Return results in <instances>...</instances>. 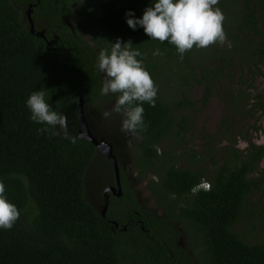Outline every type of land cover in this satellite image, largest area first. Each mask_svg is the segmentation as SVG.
<instances>
[{"label":"trees","instance_id":"obj_1","mask_svg":"<svg viewBox=\"0 0 264 264\" xmlns=\"http://www.w3.org/2000/svg\"><path fill=\"white\" fill-rule=\"evenodd\" d=\"M240 1L242 10L231 12L232 23L224 21L232 46L215 44L210 67L197 60L199 48L180 60L174 45L151 39L139 25L129 27L126 12L141 18L155 0H0V181L20 211L11 229L0 228V264H264V236L248 241L234 228L246 197L264 181V169L249 176L264 156V141L249 138V128L257 129V119L264 118V89H251L252 77L264 76V0ZM28 3H36L32 6L45 21V35L55 32L58 42L46 44L29 31L22 12ZM76 6L85 14L91 42L64 22V14ZM117 38L142 53L139 58L156 85L160 68L172 64L171 72L184 84L203 83V102L215 88L225 104L215 132H202L203 142L192 150L191 156L202 161L194 167L177 163L190 117L177 118L159 95L154 107L143 104L147 128L136 133V167L139 176L151 172L148 187L158 204L165 203L167 214L179 219L145 221L147 233L130 224L111 228L107 218L115 216V202L102 216L84 195V175L97 147L76 135H70L76 137L72 143L55 128L41 134L39 129L49 126L34 122L26 104L39 90L58 113H74L79 93L92 100L117 99L118 94L101 95L97 67L99 52L110 51ZM181 97L178 108L194 104L184 93ZM238 138L248 141L244 148L237 146ZM202 180L209 190L197 187ZM189 194L186 202H178ZM131 206L139 208L135 197ZM177 223H188L198 262L175 244Z\"/></svg>","mask_w":264,"mask_h":264},{"label":"clouds","instance_id":"obj_2","mask_svg":"<svg viewBox=\"0 0 264 264\" xmlns=\"http://www.w3.org/2000/svg\"><path fill=\"white\" fill-rule=\"evenodd\" d=\"M218 4L219 0H155L145 9L141 18H136L132 10H128L125 15L130 28L135 30L139 25L151 39L174 45L180 60H183L194 46L207 48L216 43H227L231 48L224 29L225 16ZM129 42L124 43L121 38H117L115 43H111L110 51L102 49L97 67L105 77L101 95L118 94L114 106L104 111L103 117L110 119L113 113L122 114L121 131L135 135L147 128L143 104L155 106L158 86L143 59L139 58L142 53L133 49ZM26 104L34 122L49 126L40 128L41 134L58 126L63 130L65 139L76 142V137L70 136L68 132L66 115L51 109L43 90L31 93ZM201 187L209 190L211 186L204 182ZM5 193V184L0 181V228L11 229L20 218V211Z\"/></svg>","mask_w":264,"mask_h":264},{"label":"rangeland","instance_id":"obj_3","mask_svg":"<svg viewBox=\"0 0 264 264\" xmlns=\"http://www.w3.org/2000/svg\"><path fill=\"white\" fill-rule=\"evenodd\" d=\"M218 7L223 11L225 20L228 23H232V19L230 16L231 12H235L232 15L238 13L242 10L241 1L240 0H230V3L223 2V0H219ZM258 8V7H257ZM257 15H260V11L257 9ZM71 20L74 25L79 29L81 36L85 39L88 38L87 33L84 29V20L82 16L77 13H73L71 15ZM43 24L39 23V27H42ZM259 26L262 27V23H259ZM232 27V26H231ZM216 45L219 48L224 47V45H220L219 43ZM195 47V46H194ZM216 47L215 44L207 47V48H199V54L197 57L198 61H202L203 65H207L212 67L215 64V61L211 57L212 48ZM194 54L192 56L194 57ZM194 66L197 65L194 63ZM261 70L264 73V61L260 64ZM187 69V67H186ZM174 66L172 64H167V66L162 70L160 68V72L157 75V86H158V94L163 97L170 105L171 109L175 112L174 114L178 117L181 115H188L190 117L188 131H185V139L177 146L179 155L177 158L178 165L181 166H197L201 163V160H198L191 156L193 149H198L200 144L203 142V138L201 137L202 132L214 133L217 125L224 115V100L221 98L218 90L213 88L208 100L203 102L201 100V96L204 90L203 83L194 82L193 84H184L180 78V76H174ZM199 70V68H196ZM253 86L251 89L256 91H261L264 89V76L261 74H256L252 77ZM183 93L189 97L190 99L195 100L194 104L189 106H181L177 107V101L182 98ZM104 112V111H103ZM61 114L66 115L67 123H68V132L70 135H76V131L74 130L77 125V121L74 118L75 114L66 113L61 111ZM90 115H93L92 112H88ZM110 120L105 118H98L95 120V127L100 130L101 128L106 129V139L112 142L114 153L116 152L121 159L126 162L127 166L125 170L129 169L131 162L129 161L130 155L134 153L136 150V141L138 140V135L125 133L121 131V124H118L116 131V126L112 123L109 127ZM256 124L258 125L257 129L249 128L250 135L249 138L252 141L257 143L264 141V118L260 117L257 119ZM117 125V121H116ZM74 128V129H71ZM55 130L59 133H63V130L58 126L55 127ZM114 130V133L111 132ZM110 131V132H109ZM116 132V133H115ZM102 133L101 131L98 132ZM97 136H101L97 135ZM166 143L167 149L170 151L172 146L168 147ZM248 141L242 138H238L237 146L240 148H244L247 145ZM162 147V146H161ZM102 153V152H101ZM103 154V153H102ZM100 153H96L92 158L90 164L88 165L85 175H84V195L86 199L97 206L100 199V192L104 185L108 184L111 177V166L108 164L105 159V155L103 156ZM264 169V156L257 164L255 170L249 174V176L259 175L260 171ZM262 186L259 190L252 192L246 197V204L243 206L242 214L240 220L235 224L234 228L237 230L240 235L248 241H257L264 236V181L262 182ZM135 187L139 194L141 195L144 202H148L150 205H155V201L152 196L149 194V190L145 185V180L139 179L135 184ZM251 215V216H249ZM250 230V231H249ZM248 232V233H247ZM183 240V238H182ZM129 264H140V263H129Z\"/></svg>","mask_w":264,"mask_h":264},{"label":"flooded vegetation","instance_id":"obj_4","mask_svg":"<svg viewBox=\"0 0 264 264\" xmlns=\"http://www.w3.org/2000/svg\"><path fill=\"white\" fill-rule=\"evenodd\" d=\"M35 4L36 3H34L33 6ZM27 5L22 7V12H23L25 19H26V22L28 24V21L26 18ZM33 6H32V10H31V16H32L33 21H34L35 28L36 29H43L44 33H45L46 29H45L44 25L42 27H39V23L43 24L45 21L43 20V18H37L36 17L35 10H34ZM78 7L76 6V10L74 12H69V13H67V15H66V13L64 14V22L68 24V26L70 27L71 30H74L76 28V30L79 32V29L74 25L73 21L71 20V15L73 13L79 14L80 16H82L83 20H85V14L78 12L77 11ZM84 29H85V25H84ZM85 32H86V30H85ZM79 34L81 36L80 32H79ZM87 35H88L87 39L83 38L82 36L81 37L83 39H85L86 41L91 42L88 33H87ZM46 38H47V40H50L49 43H51V42L55 43V42L59 41L58 35L55 32H52L51 36L50 37L46 36ZM101 75H102V84H103V81L105 78L104 73L101 72ZM78 96H79V94H78ZM78 96H77V99H78ZM115 101H116V98L111 97V96H105L104 98L95 99V100L84 98L85 116L87 118L90 131L93 134H95L96 136L100 135V134H101V136H104L107 134L106 129L101 128L100 130H98L95 127L94 123H95L96 119L104 118L102 115L103 111L111 110V108L114 106ZM75 106H76V103H75ZM75 109H76V107H75ZM89 111L92 112L93 115H90L88 113ZM74 114H75L74 118L77 121V125H76V127H74L75 129L74 128H71V129H74L76 131V136H77V134L79 133V130H80V124H79V121L77 118L76 110H74L73 115ZM123 119H124V116L122 114L113 113L111 118L108 119V120H110L108 130H109L110 125L112 123H114V126H116L115 129H116V131H118L117 126H118V124L122 125ZM116 121H117V125H116ZM100 131L102 133L99 134L98 132H100ZM111 132L114 133V130L113 131L111 130ZM101 136H98V137H101ZM97 150H98V148H97ZM96 153L102 154L100 150H98ZM134 153H135V151H134ZM134 153L132 155H130L129 161L131 162V165L129 166V169L126 171L125 170V167L127 166L126 162H124L121 159V157L115 152L116 157H117L118 166H119V183H120L119 187L120 188L117 187V188H114L113 190L107 189V187H109V186H115L116 187L117 186L115 172H114L113 166L111 165L110 161L106 158V156H104L102 154L105 157V159L107 160L108 164L111 166L112 172H111V177H110L109 183L104 185V187L101 189L100 199H99L98 205L94 206L92 204L93 207L100 212L102 205L104 203V197L106 194L107 199H108L107 207H106V211H105V215H106L108 208L110 206L111 200L113 201L112 204L115 202L113 204V206H111L115 216L114 217H108L107 219L110 222V226H111L112 222H114V221L117 222V225H115L113 228L111 227L112 229H114L116 231H118L119 229H127L128 224H130L132 226L136 225V226L140 227V229L142 231L147 233L149 231L150 227H147L144 224V222L146 221L147 223H150L154 220H158L159 218L172 219L171 221H173V222H179V219H173L169 214H167L168 209L165 208V203L158 204V202L155 198V195L152 193L151 189L148 187V180H149L150 176L152 175L151 172L149 170H147L143 176H139V168L136 167V157H135ZM139 179L145 180V185H146L147 189L149 190L150 196H152L153 200L155 201V205H150V204H148L147 201L144 203L141 202V201H143V199L135 187V184L137 183V181ZM122 197H125V198L120 200V198H122ZM134 197H135V200L139 203V208H134L131 206V201ZM189 197H191V194L184 196L178 202L184 203V202H186V200L189 199ZM129 206H131L129 209V211L131 210V213L129 211H127V208H129ZM185 224H186V226H189L188 223H185ZM185 227L177 223V225H176L177 234L174 237V239H175L174 242H175V244H177L179 246V250L181 253H183V254L189 253L191 255V257L194 259V261L198 262V258L195 257L194 249H192L190 247L191 242L193 241L192 236H191L192 231L186 230ZM182 238H183V240H182Z\"/></svg>","mask_w":264,"mask_h":264},{"label":"water","instance_id":"obj_5","mask_svg":"<svg viewBox=\"0 0 264 264\" xmlns=\"http://www.w3.org/2000/svg\"><path fill=\"white\" fill-rule=\"evenodd\" d=\"M32 5H33V3H29L27 5V8H26V18L28 21L29 31L31 33L37 35V36L43 37L46 41V44H49L50 40H47L46 35L44 33V30L35 28V24H34L32 16H31ZM75 107H76L75 110H76L77 118H78V121L80 124V130H79V133L77 134V136L80 138H86L89 141H91L98 148V150H100L106 156V158L110 161L111 165L113 166L115 176H116L117 186L116 187L115 186H109V187H107V189L113 190L114 188H117V187L120 188L119 187V185H120V183H119V166H118L116 154L114 153V150H113V145L105 137H103V136L98 137L90 131L89 124H88V121H87V118H86L85 112H84V98H83V95L81 93H79ZM107 202H108V199H107V195L105 194L104 203H103L102 208L100 210V214L102 216L105 215ZM115 225H117V222L114 221L111 223L112 228Z\"/></svg>","mask_w":264,"mask_h":264},{"label":"built area","instance_id":"obj_6","mask_svg":"<svg viewBox=\"0 0 264 264\" xmlns=\"http://www.w3.org/2000/svg\"><path fill=\"white\" fill-rule=\"evenodd\" d=\"M204 182H207V181H206V180H202V181L197 185V187H201L202 183H204Z\"/></svg>","mask_w":264,"mask_h":264}]
</instances>
